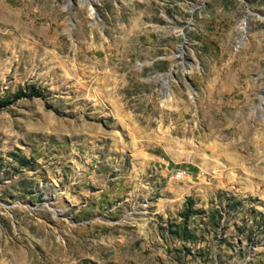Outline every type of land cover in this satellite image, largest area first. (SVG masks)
Wrapping results in <instances>:
<instances>
[{
  "label": "rangeland",
  "instance_id": "374dc122",
  "mask_svg": "<svg viewBox=\"0 0 264 264\" xmlns=\"http://www.w3.org/2000/svg\"><path fill=\"white\" fill-rule=\"evenodd\" d=\"M0 264H264V0H0Z\"/></svg>",
  "mask_w": 264,
  "mask_h": 264
},
{
  "label": "built area",
  "instance_id": "2783aa9c",
  "mask_svg": "<svg viewBox=\"0 0 264 264\" xmlns=\"http://www.w3.org/2000/svg\"><path fill=\"white\" fill-rule=\"evenodd\" d=\"M183 173H184V170L177 169V171L175 172V175L177 177H180V176H182Z\"/></svg>",
  "mask_w": 264,
  "mask_h": 264
},
{
  "label": "trees",
  "instance_id": "16d2710c",
  "mask_svg": "<svg viewBox=\"0 0 264 264\" xmlns=\"http://www.w3.org/2000/svg\"><path fill=\"white\" fill-rule=\"evenodd\" d=\"M21 93H22V91L21 90H19V91H17L16 93H15V96H21Z\"/></svg>",
  "mask_w": 264,
  "mask_h": 264
}]
</instances>
